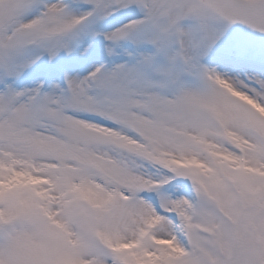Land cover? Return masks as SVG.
Here are the masks:
<instances>
[{
  "label": "snow or ice",
  "instance_id": "snow-or-ice-1",
  "mask_svg": "<svg viewBox=\"0 0 264 264\" xmlns=\"http://www.w3.org/2000/svg\"><path fill=\"white\" fill-rule=\"evenodd\" d=\"M0 264H264V0H0Z\"/></svg>",
  "mask_w": 264,
  "mask_h": 264
}]
</instances>
